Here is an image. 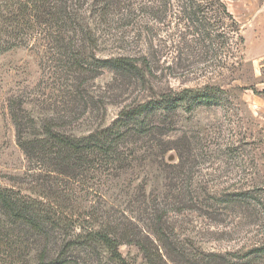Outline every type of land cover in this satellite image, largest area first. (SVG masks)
<instances>
[{
	"label": "rangeland",
	"instance_id": "374dc122",
	"mask_svg": "<svg viewBox=\"0 0 264 264\" xmlns=\"http://www.w3.org/2000/svg\"><path fill=\"white\" fill-rule=\"evenodd\" d=\"M131 1L101 19L85 7V21L97 31V58L131 57L149 72L141 82L110 70L83 76L93 99L86 108L68 98L78 82L39 52V42L0 54V188L25 193L33 173L18 146L13 110H26L39 123L70 117L75 124L66 129L80 137L162 94L208 93L209 100L177 111L166 136L174 150L165 156L169 176L187 186L189 197L196 191L204 207L168 218L170 244L150 234L161 255L157 263L264 264V0H226L238 32L219 7ZM171 166H182L183 174ZM165 184L164 174L148 168L108 183L102 194L128 228L148 230L154 227L151 193ZM120 253L128 264H147L133 246Z\"/></svg>",
	"mask_w": 264,
	"mask_h": 264
},
{
	"label": "trees",
	"instance_id": "16d2710c",
	"mask_svg": "<svg viewBox=\"0 0 264 264\" xmlns=\"http://www.w3.org/2000/svg\"><path fill=\"white\" fill-rule=\"evenodd\" d=\"M175 1L179 7H219L232 21L233 31H239L226 0ZM131 2L0 0V54L39 42V52L50 55L48 61H53L61 74L65 72L78 82L68 98L86 108L93 99L86 94L83 76L110 70L141 82L149 72V65L140 67L131 57L97 58V31L85 21V7L101 19L110 14L111 7H132ZM160 2L152 7H169L172 0ZM200 13L195 11L194 15ZM207 29L202 26L203 31ZM213 32L209 29L208 35ZM198 93L169 92L128 106L110 126H100L80 137L67 131L75 124L69 122L70 117L39 123L26 110H13L18 146L33 173L25 193L0 188V264H128L120 253L123 245L137 248L147 264H158L161 255L150 234L157 242L170 244L165 228L168 218L188 211L202 212L204 207L196 191L192 193L195 197H189L187 186L178 187V177L171 178L165 169V156L174 150L166 136L176 124L177 111L210 99L208 93ZM99 110L96 105L94 112ZM148 168L164 174L166 184L151 193L154 227L134 231L118 217L119 211L109 207L102 190L129 172ZM182 168L171 166L178 174H183ZM179 254L182 259L186 256Z\"/></svg>",
	"mask_w": 264,
	"mask_h": 264
}]
</instances>
